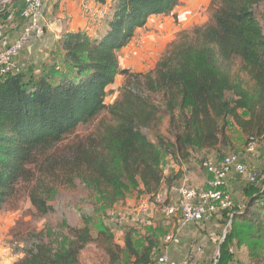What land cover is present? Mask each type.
I'll use <instances>...</instances> for the list:
<instances>
[{"label": "trees", "instance_id": "trees-1", "mask_svg": "<svg viewBox=\"0 0 264 264\" xmlns=\"http://www.w3.org/2000/svg\"><path fill=\"white\" fill-rule=\"evenodd\" d=\"M180 1L115 0L96 32L62 30L65 71L53 65L51 73L0 78V211L21 184L41 218L57 212L60 187H79L85 196L77 204L89 206L74 211L75 225L59 211L60 233L48 226L28 232L13 264H81L91 243L108 264H152L154 231L138 245L128 230L121 246L108 229L92 235L94 214L168 188L175 177L163 174L166 155L188 160L196 151L233 150L229 119L246 140L264 138V0H211L210 22L170 43L152 71L120 67L119 53L136 31L153 16H172ZM118 76L123 86L107 104ZM105 114L95 136L76 135ZM255 179H241L242 208L233 201L215 216L229 222L216 264H264V182L258 187ZM233 243L245 248L248 263L235 262L227 248Z\"/></svg>", "mask_w": 264, "mask_h": 264}, {"label": "rangeland", "instance_id": "rangeland-1", "mask_svg": "<svg viewBox=\"0 0 264 264\" xmlns=\"http://www.w3.org/2000/svg\"><path fill=\"white\" fill-rule=\"evenodd\" d=\"M49 5L52 6L50 7ZM49 5L47 7L49 8V11H51L50 15L52 16V20L58 22L63 21L59 17L61 12L58 4ZM210 20L211 0H181L179 6L175 9L172 16L159 17L156 24L150 25V28L146 30V34L151 36L149 44H145L147 46V50L145 52L146 54L144 53L143 55L142 53L137 52L135 55H133V57L131 56L128 61H133V64L138 67L133 68L132 70L129 68V70L134 73L140 72V74H146L152 71L156 62L160 59L166 47L170 43L178 41L181 35L184 33H190L195 27H201L210 22ZM260 21L264 29V12L263 15H261ZM145 45L140 44L139 47L142 46L143 48ZM48 46L52 48V45ZM44 50V52L48 51L45 48ZM47 53L48 56L52 57L50 62L48 61L47 64H43L42 61L39 62L38 60L36 63H28L25 73L29 71L34 76L44 72L51 73L53 65H58V67L60 66L59 69L61 71H65V68L60 65L59 61L57 64H55L53 60L55 59L54 57H56L57 52L52 51L50 52V55L49 52ZM19 62L24 64L26 63L24 60H19ZM119 62L120 67L126 65V63L122 61ZM133 64L129 63L128 66L131 67ZM238 69L239 68L236 66V64L232 65L231 73L237 74ZM240 77L245 81L247 79L242 73H240ZM123 82L124 78L121 76H118L115 79V83L111 88L110 95L106 100L107 104L113 103V101L116 99L118 96V91L123 86ZM105 118L106 120L109 119L105 114L93 124L79 128L76 132V135L79 137L95 136L97 129L99 128L100 121ZM162 128L164 133L165 126ZM226 133H228L227 135L230 141L233 140L235 142V146L237 145L235 150L213 149L196 151L191 154V157L188 160H183L180 157H175L174 159L172 158L173 164L179 166V168H182V170L179 171L180 174L184 175L185 172H193L196 174L198 180H204L206 183L207 177L201 166L204 160L217 161V159H222L228 154L237 153L245 160L247 165V173L255 174L258 181L257 186L262 187L264 182V138H261L258 141L259 146L257 157L254 159H246L244 152L246 146V136L240 132V129L235 126L231 119L228 120ZM215 152L218 156H215ZM178 178L179 179L177 182L173 183L176 184L175 187L181 186L183 181V176L181 178L178 176ZM241 187L242 189L245 187L243 182H241ZM84 196L85 193L79 187L74 189L60 187L58 200L54 203L57 212L46 218H41L31 207L26 187L22 184L18 185L13 198L4 204L0 211V236L4 241L3 245L0 246V249L7 253V260L15 256L14 253L18 250L19 243L28 232L33 230L41 231L48 226L54 229L55 233H58V231L60 233V230L58 229L61 218L60 213H58L59 211H63V214L66 216L69 224H77L78 218L74 211L77 209L89 211V206L87 204H77L79 198ZM129 197L130 199L126 206L106 212L99 210L96 214H94V225L91 227L93 236H96L97 232L102 229H108V231L113 234L114 243L122 244L124 233L128 230H132L134 231L133 238L135 242L138 245H141L143 244V241L145 242L150 237L149 233H153V231L161 229V232H159L158 235V243L161 249H164L165 246H167V256L170 260H184L188 257L191 251H194L197 246L202 245L203 249L197 256L195 264H216L215 261L217 262V259L219 258V246L217 245V241L221 240V243L224 241L225 236L223 237V234L225 228H228L226 217L219 218V220H216L215 216L205 217V219L199 223V226L190 225L180 235L175 236L173 242L169 244L165 243V245L163 244L162 240L169 233L174 232L170 227L176 221V219L167 218L162 213L159 214L155 209L156 207L151 208V212H149L146 217L140 218L137 216V206L142 197L137 198L136 195H130ZM171 198L173 197L171 196ZM233 201L236 207L240 206L237 207V209L242 208L244 199L242 198V194L240 192L236 196V199H233ZM111 213H123L126 216L125 223L123 225H115L110 223L109 215ZM162 230H164V232ZM227 248L234 255L235 262L239 261L241 263H248L245 248L242 247L237 249L234 243L231 245L229 244ZM157 257L154 258V261ZM154 261L152 264L155 263ZM80 262L81 264H108V258L102 247L98 246L97 243H91L87 245L80 253ZM124 262H129L126 256L124 257Z\"/></svg>", "mask_w": 264, "mask_h": 264}, {"label": "built area", "instance_id": "built-area-1", "mask_svg": "<svg viewBox=\"0 0 264 264\" xmlns=\"http://www.w3.org/2000/svg\"><path fill=\"white\" fill-rule=\"evenodd\" d=\"M12 1L0 0V13L6 10ZM18 1L22 4V8L18 11L21 25L11 42L3 41L0 44V78L19 75L26 70L27 63H20L19 57L33 42L43 41L45 46L48 45L45 38L44 13L45 5L51 3L52 0ZM71 1L84 20H104L106 17V13L102 8H98L99 0ZM3 32L4 26L0 25V33ZM258 146V141L253 137L246 140L244 151L246 159L257 157ZM201 166L207 176L204 188H197L183 183L181 186L171 188L168 192H160L151 197L146 196L139 201L137 216L140 218L146 217L151 208L156 207L167 218L176 219L174 232L169 233L163 239L166 244L173 242L174 237L190 225L200 223L205 217L218 216L233 207L231 191L226 185L227 179L232 173L240 176L243 181L249 184H254L256 181V175L247 173L245 160L237 153L228 154L217 161L204 160ZM169 193L173 198H168ZM109 221L115 225H123L126 216L123 213H111ZM226 232L227 228H225L223 237ZM3 243L4 241L0 236V246ZM202 249V245L197 246L186 259L180 261H172L164 253L156 258L154 264H195L196 258Z\"/></svg>", "mask_w": 264, "mask_h": 264}, {"label": "crops", "instance_id": "crops-1", "mask_svg": "<svg viewBox=\"0 0 264 264\" xmlns=\"http://www.w3.org/2000/svg\"><path fill=\"white\" fill-rule=\"evenodd\" d=\"M114 1L115 0H99L98 8H102V10L106 13V16H107L109 8L112 5V3H114ZM49 4H53V5L58 4L60 12H61L59 17L63 21L58 22V21L52 20V16L50 15L51 11H49V8L47 7ZM21 8H22V4L20 3V1L13 0L10 3V5L7 7V9L0 13V25L4 26V32L0 33V44L3 41L11 42L14 39V37L16 36L17 31L19 30V27L21 25L19 18H18V11ZM159 17L160 16L151 17L148 20L146 26L142 29H138L135 33V36L129 42V44L124 49H122L120 51L119 61L126 63V65L121 67V68H127V69L131 68V70H132L133 68L138 67L135 64H133V61H128V60L131 58V56L133 57V55H135L137 52L142 53L144 55V53L147 50L146 45L149 44V41L151 38V36L149 34L148 35L146 34V30L150 28V25H155ZM45 21H46V23L44 24V26L46 28L45 29L46 42L48 45H52V48H54V49L50 48V46H48V45L45 46L44 45L45 43L43 41H35L32 43V45L29 48H27L26 51H24L20 55L19 60H24L27 64L28 63L29 64L30 63H36L39 60V62L42 61L43 64H47L48 61L50 62L52 60V57L48 56L47 52H49V55H50L51 54L50 52L56 51L57 52L56 57H54L55 59H53V60L55 63H58V61H60V58H61L58 46H59V40H60L61 32L63 29H66V30L71 31V32L80 31V32L93 33V32H96L102 26L104 20H102V19H97V20H93V19L87 20L86 19V20H84L80 17L78 10H77V7L75 6L74 3H72L71 0H52L51 3H48L47 5H45ZM140 44H144V45L146 44V45L142 48V46L139 47ZM43 47L45 49H47L48 51L44 52L45 50ZM136 47H138V48H136ZM129 63H132L133 65L131 67H129L128 66ZM119 65H120V62H119ZM44 68H46V67H44ZM245 141H246V139H245ZM231 142H232V145L234 147L233 149L235 150L237 145L235 146V142L233 140H231ZM215 156H218L216 154V152H215ZM161 168L164 171L163 173H164L165 177H172V178L175 177V180L173 181V183L177 182V180L179 179L178 176L180 178L183 176V181L181 184L186 183L188 185H191V186L197 187V188H199V187L204 188L205 187L204 180L203 181L198 180L196 174H194L193 172H185L184 175L180 174L179 171H181L182 168H179V166L173 164L172 158L170 156L166 155L162 158ZM241 182H242L241 178L238 175H236L235 173H232L227 179L226 185L232 191L233 199H236V196L238 195L239 192L242 194ZM173 183L168 188L164 187L162 193L168 192V190L175 187L176 184H173ZM171 196L172 195L169 193L168 198L171 199ZM242 198H244V196ZM129 199H130V197H128L123 203L117 204L113 209L126 206L129 202ZM237 207H240V206H237ZM155 209L159 214H161V212L158 211L157 208H155ZM215 219L219 220V217H215ZM196 225L199 226V223ZM175 227H176V225L174 222L170 228L173 231V230H175ZM162 231L164 232V230H162ZM154 232H155L156 237H157V244H156V249L154 251L153 259L159 255L164 254V253L168 254L167 246H165L164 249H161V247L159 246V243H158V235H159V232H161V229H157ZM181 233H179L178 235H180ZM162 242H163V244H165L163 240H162ZM220 243H221V240H218L217 245L219 246ZM119 245L122 246V244H119ZM6 255H7V253H5L3 250L0 249V256H1L0 264H13L18 259V256L15 255V256L11 257V259L7 260L8 258H6Z\"/></svg>", "mask_w": 264, "mask_h": 264}, {"label": "water", "instance_id": "water-1", "mask_svg": "<svg viewBox=\"0 0 264 264\" xmlns=\"http://www.w3.org/2000/svg\"><path fill=\"white\" fill-rule=\"evenodd\" d=\"M228 226H229V223H228ZM226 235V234H225Z\"/></svg>", "mask_w": 264, "mask_h": 264}]
</instances>
